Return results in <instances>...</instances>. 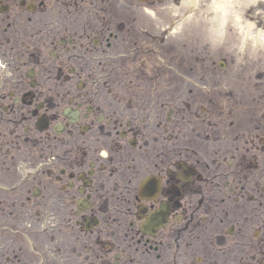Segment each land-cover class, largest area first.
I'll list each match as a JSON object with an SVG mask.
<instances>
[{
	"label": "flooded vegetation",
	"instance_id": "1",
	"mask_svg": "<svg viewBox=\"0 0 264 264\" xmlns=\"http://www.w3.org/2000/svg\"><path fill=\"white\" fill-rule=\"evenodd\" d=\"M167 1L0 0V264H264L261 43Z\"/></svg>",
	"mask_w": 264,
	"mask_h": 264
},
{
	"label": "rangeland",
	"instance_id": "2",
	"mask_svg": "<svg viewBox=\"0 0 264 264\" xmlns=\"http://www.w3.org/2000/svg\"><path fill=\"white\" fill-rule=\"evenodd\" d=\"M210 1L212 0H197V3L194 6L197 10H202ZM167 3H168V8L171 10L169 12L171 18L173 12L178 14V12H181L182 10L189 8L188 0H168ZM227 11L229 15L227 26L233 24V26L235 27L238 26V23L241 24L240 27L242 26L241 28L240 27L239 28L237 27L236 29L233 28L235 34L236 31L239 30L241 31L240 32L241 35H245L244 21L253 20L254 28L251 29V31H248V35H249L248 37L242 39L244 42H246V46L249 47L250 53H252L253 51H257V47L259 46L258 44L261 43V55L264 58V0H233L230 3ZM196 14L202 15L200 12H197ZM212 24L214 25V23ZM217 24L216 27L219 25ZM220 24H223V28L224 27L226 28L225 22L223 23L220 22ZM201 25L205 26L204 22H201ZM259 28H261L262 31L261 35H257V30ZM216 30L217 31L215 32H218V29Z\"/></svg>",
	"mask_w": 264,
	"mask_h": 264
},
{
	"label": "bare ground",
	"instance_id": "3",
	"mask_svg": "<svg viewBox=\"0 0 264 264\" xmlns=\"http://www.w3.org/2000/svg\"><path fill=\"white\" fill-rule=\"evenodd\" d=\"M229 1L230 0H213V3H212V9L213 10H226L228 8V5H229ZM233 1V0H231ZM246 23V32L248 34V31H250V28L253 26V22L252 21H247L245 22ZM262 32V31H260ZM259 32V33H260Z\"/></svg>",
	"mask_w": 264,
	"mask_h": 264
}]
</instances>
